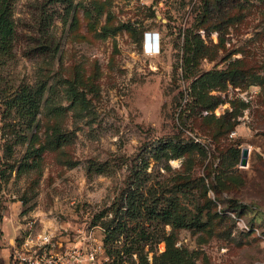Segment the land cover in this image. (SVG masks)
<instances>
[{"label": "rangeland", "instance_id": "374dc122", "mask_svg": "<svg viewBox=\"0 0 264 264\" xmlns=\"http://www.w3.org/2000/svg\"><path fill=\"white\" fill-rule=\"evenodd\" d=\"M12 19L0 264L42 230L93 231V264H264V0H13Z\"/></svg>", "mask_w": 264, "mask_h": 264}, {"label": "built area", "instance_id": "2783aa9c", "mask_svg": "<svg viewBox=\"0 0 264 264\" xmlns=\"http://www.w3.org/2000/svg\"><path fill=\"white\" fill-rule=\"evenodd\" d=\"M102 252L103 243L91 230L73 240L55 239L53 232L42 230L14 244L6 264H93Z\"/></svg>", "mask_w": 264, "mask_h": 264}, {"label": "trees", "instance_id": "16d2710c", "mask_svg": "<svg viewBox=\"0 0 264 264\" xmlns=\"http://www.w3.org/2000/svg\"><path fill=\"white\" fill-rule=\"evenodd\" d=\"M12 7L13 0H0V54L10 56L12 53V35L14 33V21L12 19ZM15 105L20 109H24V113L27 116H32L35 113V103L32 96L23 90L19 93L15 100ZM176 146H179L176 144ZM181 147V146H179ZM177 225L182 226H193L198 227L202 225L200 216L197 215L194 218H190L188 221L183 222V220L174 221ZM122 226V224H117L116 226ZM114 227L106 228V232L110 233L111 229Z\"/></svg>", "mask_w": 264, "mask_h": 264}, {"label": "water", "instance_id": "95a60500", "mask_svg": "<svg viewBox=\"0 0 264 264\" xmlns=\"http://www.w3.org/2000/svg\"><path fill=\"white\" fill-rule=\"evenodd\" d=\"M247 154H248V148L247 147H243L242 151H241V158H240V164L242 166L247 164Z\"/></svg>", "mask_w": 264, "mask_h": 264}, {"label": "crops", "instance_id": "0c3cea01", "mask_svg": "<svg viewBox=\"0 0 264 264\" xmlns=\"http://www.w3.org/2000/svg\"><path fill=\"white\" fill-rule=\"evenodd\" d=\"M60 239H64V240H66V238H65V237H62V238H60ZM4 264H6V261L4 262Z\"/></svg>", "mask_w": 264, "mask_h": 264}]
</instances>
